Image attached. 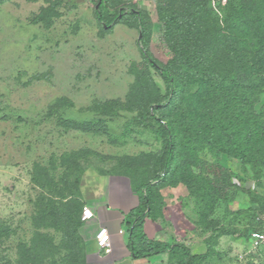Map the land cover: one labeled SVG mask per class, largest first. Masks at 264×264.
Instances as JSON below:
<instances>
[{
	"label": "rangeland",
	"instance_id": "obj_1",
	"mask_svg": "<svg viewBox=\"0 0 264 264\" xmlns=\"http://www.w3.org/2000/svg\"><path fill=\"white\" fill-rule=\"evenodd\" d=\"M98 3L0 0V226L5 228L0 231V264H19L20 245L30 242L39 230L55 239L61 249L57 257L68 253L62 231L55 227L39 229L35 224L37 202L44 193L55 197L60 205L74 192L81 195L85 174H129L134 182L153 176L140 161L125 168L126 156L159 153L163 147L156 132L134 120L137 112L124 108L115 116L105 115V129L77 126L100 115L96 104L126 101L136 81L134 70L143 59L140 29L124 21L107 28L97 15ZM122 8L141 10L148 16L149 50L167 63L172 52L163 39L154 0H111L103 12L110 18ZM152 73L154 84L166 92L163 78L154 69ZM60 99L62 103L52 110ZM129 127L134 132L126 133ZM204 157L233 167V183L264 195V183L256 187L255 181H245L240 160L222 153L215 157L207 151ZM72 181L77 184L69 193L67 186L71 187ZM163 192L169 220L161 222L162 227L168 230L171 220L177 219L175 234L187 241L189 237L183 234L189 233L190 240L195 239L194 249L189 247L195 254L206 252L207 238L216 226L232 229V233L218 238L215 254L195 264H264V247L251 250L249 237L244 234L257 225L256 217H263L264 211L246 191L238 189L232 200H220L210 214L218 224L209 229L200 222L199 200L189 195L184 184L165 187ZM91 212L88 205L86 213ZM49 263L50 258L46 259Z\"/></svg>",
	"mask_w": 264,
	"mask_h": 264
},
{
	"label": "trees",
	"instance_id": "obj_2",
	"mask_svg": "<svg viewBox=\"0 0 264 264\" xmlns=\"http://www.w3.org/2000/svg\"><path fill=\"white\" fill-rule=\"evenodd\" d=\"M108 1L111 0H99L96 7L101 22L107 28L118 21L136 25L141 31L143 59L134 70L136 81L126 101L96 104L100 115L77 126L105 129V115L115 116L126 108L137 112L134 120L138 124L158 134L163 142L161 152L126 156V170L131 162L140 161L153 175L134 182L133 176L125 174L134 182L140 198L139 205L127 217L128 245L136 258L169 252L173 260L169 264H195L216 253V242L223 233H232V229L216 226L218 222L210 219L220 200H232L236 191L242 189L264 211V195L233 183V167H223L204 157L207 151L215 157L222 153L238 159L245 181L263 186L264 0H154L163 25V39L172 52L167 63L160 62L149 50L148 16L141 10L122 8L107 18L103 8ZM213 2L218 6H211ZM152 69L163 78L166 92L154 84ZM62 101L52 105V110ZM259 103L262 106H257ZM132 131L129 127L126 133ZM72 155L77 158L75 153ZM34 179L38 182L37 177ZM70 184L69 193L77 182ZM179 184H184L189 195L199 200L200 222L207 229L212 225L217 228L207 238L208 247L203 254L193 253L180 242L150 239L145 232L146 218L157 220L161 215L165 204L162 189ZM66 195L63 193L62 197ZM56 201L60 203L45 193L40 197L35 224L39 229L55 227L62 231L68 253L57 257L59 245L39 230L30 242L20 245L19 264H46L48 258L49 264H89L80 231L85 206L82 192H74L70 200L60 205ZM258 218L257 225L244 232L249 239L252 230L262 227L264 221ZM0 231H5L3 225Z\"/></svg>",
	"mask_w": 264,
	"mask_h": 264
},
{
	"label": "crops",
	"instance_id": "obj_3",
	"mask_svg": "<svg viewBox=\"0 0 264 264\" xmlns=\"http://www.w3.org/2000/svg\"><path fill=\"white\" fill-rule=\"evenodd\" d=\"M90 175L93 178L85 174L81 189L85 206L91 207L92 214L83 218L84 223L80 228L86 245L88 262L90 264H169L172 262L169 252H161L140 259H135L136 257L131 253L128 245L130 237L127 217L130 211L140 203L132 180H128L124 174H119L120 176L109 174L102 177L99 171ZM167 208L169 206L165 204L157 220L146 218L144 229L148 238L168 243L180 242L194 249L192 244L195 239L190 240L189 233L183 234L189 237L187 241H182L175 234L174 228L179 227L177 219L171 220L168 230L162 227L161 222L169 220ZM101 227H107L109 230L111 239L109 251L98 245L97 233ZM121 229H125V232L121 233Z\"/></svg>",
	"mask_w": 264,
	"mask_h": 264
},
{
	"label": "built area",
	"instance_id": "obj_4",
	"mask_svg": "<svg viewBox=\"0 0 264 264\" xmlns=\"http://www.w3.org/2000/svg\"><path fill=\"white\" fill-rule=\"evenodd\" d=\"M88 211V206H84V219L92 214V212L90 214H87L86 212ZM86 214V216H85ZM259 220L264 221V217H259ZM121 233H124L125 230L121 229L120 230ZM250 248L251 250L254 249H259L264 247V222L262 223V227L254 229L251 231V235H250ZM97 241H98V245L101 248H105L107 251L110 250L111 247V239H110V233L107 227H101L99 232L97 233Z\"/></svg>",
	"mask_w": 264,
	"mask_h": 264
},
{
	"label": "clouds",
	"instance_id": "obj_5",
	"mask_svg": "<svg viewBox=\"0 0 264 264\" xmlns=\"http://www.w3.org/2000/svg\"><path fill=\"white\" fill-rule=\"evenodd\" d=\"M125 230V229H124ZM105 249V248H104ZM140 258H145V257H140ZM140 258H135V259H140Z\"/></svg>",
	"mask_w": 264,
	"mask_h": 264
},
{
	"label": "water",
	"instance_id": "obj_6",
	"mask_svg": "<svg viewBox=\"0 0 264 264\" xmlns=\"http://www.w3.org/2000/svg\"><path fill=\"white\" fill-rule=\"evenodd\" d=\"M97 7H99V4L97 5Z\"/></svg>",
	"mask_w": 264,
	"mask_h": 264
}]
</instances>
